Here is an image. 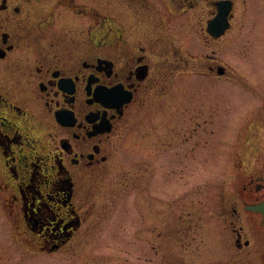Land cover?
<instances>
[{
  "label": "flooded vegetation",
  "instance_id": "1",
  "mask_svg": "<svg viewBox=\"0 0 264 264\" xmlns=\"http://www.w3.org/2000/svg\"><path fill=\"white\" fill-rule=\"evenodd\" d=\"M99 1L0 0L21 257L264 264V0Z\"/></svg>",
  "mask_w": 264,
  "mask_h": 264
},
{
  "label": "rangeland",
  "instance_id": "2",
  "mask_svg": "<svg viewBox=\"0 0 264 264\" xmlns=\"http://www.w3.org/2000/svg\"><path fill=\"white\" fill-rule=\"evenodd\" d=\"M94 1L97 2L99 5L102 4V2L99 0H94ZM153 1L162 10V12H163V10L164 11L166 10L164 0H153ZM240 10H241V8H239L238 14H240V12H241ZM163 13H164V17H166L165 12H163ZM180 19L182 21H184V17H180ZM165 20H166V18H165ZM176 32H177V30H176ZM208 216H209V214L207 211L206 217H208ZM212 224H213V222L210 221V219H208L206 222V225H212ZM210 240H211V238H210ZM214 244L217 245L214 248H216L217 251L221 252L222 247L219 244H216V243H214ZM18 246L19 245L15 241V236L12 234L9 222H8L6 216L4 215V213L2 212V210L0 209V264H54L48 258L42 257V256L30 257V259L25 260L21 257L23 255L22 249L19 248ZM223 246H224V251L221 252V255L223 256V258L212 259L208 263H204V264H233V263H224L225 258H226V254H227L226 250H229V249L226 248L225 244ZM122 249L124 250V248H122ZM130 250H132L131 254L135 255V249L131 248L130 246L127 247V251H130ZM131 254H130V256H131ZM52 257L55 258L56 256H52ZM208 257H210L209 254H208ZM125 261H126V259H125ZM128 262H129L128 264H130V260H128Z\"/></svg>",
  "mask_w": 264,
  "mask_h": 264
},
{
  "label": "water",
  "instance_id": "3",
  "mask_svg": "<svg viewBox=\"0 0 264 264\" xmlns=\"http://www.w3.org/2000/svg\"><path fill=\"white\" fill-rule=\"evenodd\" d=\"M225 8L226 9H224L223 11H220V13H219V15L217 17V19H218L217 21L223 20L222 26H223L224 29L227 26V22H228L227 18H228V14H229V8L227 6H225Z\"/></svg>",
  "mask_w": 264,
  "mask_h": 264
}]
</instances>
